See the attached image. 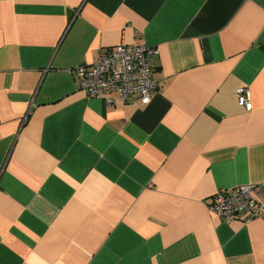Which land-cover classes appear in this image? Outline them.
Masks as SVG:
<instances>
[{
    "label": "crops",
    "instance_id": "1",
    "mask_svg": "<svg viewBox=\"0 0 264 264\" xmlns=\"http://www.w3.org/2000/svg\"><path fill=\"white\" fill-rule=\"evenodd\" d=\"M121 43L158 51L147 104L79 88ZM243 184L264 202V0H0V264H264V213L206 205Z\"/></svg>",
    "mask_w": 264,
    "mask_h": 264
},
{
    "label": "built area",
    "instance_id": "2",
    "mask_svg": "<svg viewBox=\"0 0 264 264\" xmlns=\"http://www.w3.org/2000/svg\"><path fill=\"white\" fill-rule=\"evenodd\" d=\"M155 47L145 45L118 44L100 52L91 65H77L74 74L79 85L88 95H106L116 92L122 101L137 95L141 103L147 104L151 92L158 83L152 78V66L148 58L157 54ZM238 105L251 109L249 89L236 90ZM207 208L226 223L232 220L248 222L264 213V202L256 198L255 185L243 184L222 188L211 195Z\"/></svg>",
    "mask_w": 264,
    "mask_h": 264
}]
</instances>
